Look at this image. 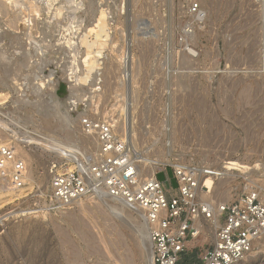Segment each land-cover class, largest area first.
Segmentation results:
<instances>
[{
	"label": "rangeland",
	"instance_id": "374dc122",
	"mask_svg": "<svg viewBox=\"0 0 264 264\" xmlns=\"http://www.w3.org/2000/svg\"><path fill=\"white\" fill-rule=\"evenodd\" d=\"M67 1L31 14L25 3L0 0V92L6 94L0 144L27 150L32 182L28 191L15 190V198L0 185L13 196L0 204V264H148L136 206L94 194L62 210L21 215L44 204L50 163L77 165L52 137L74 143L77 159L95 149L91 138H81L78 122H70L77 116L66 105V73L77 63L70 55L81 65L85 51L64 39L72 37L68 26L80 21L72 11L88 25L91 9L105 10L107 42L92 68L105 73L99 112L118 122L139 161L165 163L157 179L172 187L167 197L178 192L172 165L214 169L235 161L247 167L225 170L226 181L216 178L210 196L199 201L228 202L249 190L264 201V0ZM193 2L197 12L190 10ZM57 5L61 13L51 15ZM123 69L131 75H120ZM53 99L67 124H58ZM209 226L208 235L187 242L178 264L186 257L201 264L215 229ZM238 264H264V244Z\"/></svg>",
	"mask_w": 264,
	"mask_h": 264
},
{
	"label": "built area",
	"instance_id": "2783aa9c",
	"mask_svg": "<svg viewBox=\"0 0 264 264\" xmlns=\"http://www.w3.org/2000/svg\"><path fill=\"white\" fill-rule=\"evenodd\" d=\"M27 1L41 4L47 0ZM190 10L197 12L198 4L191 3ZM72 15H77L80 21L68 26L72 37L64 39H69L72 49L77 51L87 23L80 13L72 11ZM70 57L77 63H72L66 73L70 91L67 109L70 114H76L81 134L91 138L96 150L89 148L72 169L50 163L46 203L33 205L30 214H37L42 209L62 210L69 203L94 194L136 206L145 212L150 227L152 264H178L187 242L199 235L195 221H210L215 214L218 225L210 245L200 256L201 264H236L247 258L259 244H264V201L256 190H249L228 202L199 201L196 192L199 179L201 175L208 176L213 172L206 167L177 164L171 169L178 192L167 197L165 186L157 179L158 171H165L166 166L153 176L140 175V161L125 132L119 130L118 122L112 117L100 115L104 70L94 68L82 86L75 77L83 75L85 67L79 65V56ZM120 75L128 76L131 72L123 69ZM88 83L93 84L91 88ZM79 89L83 92L78 93ZM27 176L26 162L14 144L1 145L0 185L18 190L24 187Z\"/></svg>",
	"mask_w": 264,
	"mask_h": 264
},
{
	"label": "bare ground",
	"instance_id": "6f19581e",
	"mask_svg": "<svg viewBox=\"0 0 264 264\" xmlns=\"http://www.w3.org/2000/svg\"><path fill=\"white\" fill-rule=\"evenodd\" d=\"M15 2H22V3H25L27 4L26 6H28V9H29V12L32 14V13H38L40 10H42V8L44 6L47 7V9L50 7L53 6L54 4V1L55 0H47L45 3H41V4H34V3H31L30 1H27V0H13ZM68 1H71V0H68ZM67 1V3H68ZM91 1V0H89ZM9 2V1H8ZM88 2V0H87ZM22 3H19V4H22ZM73 3V1H72ZM71 3V4H72ZM75 3V1H74ZM92 3V2H91ZM90 3V4H91ZM4 4V3H3ZM77 5H80L82 4L81 1L80 2H76ZM52 5V6H51ZM70 5V4H69ZM2 7V6H1ZM45 7V8H46ZM27 8V7H26ZM48 9V11H49ZM53 9V8H52ZM90 9V8H89ZM61 10V5H57L54 7L53 9V13L55 16H57ZM74 10V9H73ZM3 11V10H2ZM43 11V10H42ZM92 11V22L89 23L88 25H86L85 27V30L84 32L82 33V35L80 36V45H83L85 47V51L81 54V60H82V64L85 66V72L83 75H78L75 77L76 81L78 82V84H81L82 86L85 85V84H82V82H86L87 81V78L88 76L90 75L91 71L93 70V66L96 65V62H97V57L96 55H99L100 51L102 50L101 48L104 47L103 45H105V39H106V32H105V27H106V18H105V10L103 8H97V7H94L93 10L91 9ZM44 12V11H43ZM86 13V12H85ZM88 13V12H87ZM4 14V13H3ZM29 15V14H28ZM53 17V16H52ZM18 18V17H17ZM76 18V17H75ZM28 22V21H27ZM11 24V23H10ZM10 27H13L10 26ZM91 35V36H90ZM91 38H90V37ZM108 36V35H107ZM67 43L69 44V46H71L70 44V40L68 39L67 40ZM49 75H54L53 72L51 71ZM52 79L50 80H47V81H51ZM81 82V83H80ZM42 84V83H40ZM43 85V84H42ZM93 84H89V87L91 88ZM39 86V85H38ZM72 91V89H71ZM5 93L3 92H0V99L4 98L5 97ZM55 97V96H54ZM57 101L58 100H55L53 99V102H54V106H53V112L54 114H59L61 112H59V107L57 106ZM59 110V111H58ZM65 111H62L61 114H59V116L61 117V121H58V124L59 122L61 123L62 120L64 121L65 120V123H66V120H67V116L65 115L64 113ZM69 113V112H68ZM56 117V116H55ZM72 119V120H71ZM74 119V121H73ZM70 122L74 123L76 122L77 123V119L76 117L75 118H71L70 117ZM67 124V123H66ZM70 124V123H68ZM73 125V124H72ZM69 125H67L68 127ZM71 126V125H70ZM70 128V127H69ZM77 130V129H76ZM79 130V129H78ZM70 134V136L74 135L72 131H69L68 132ZM81 133V132H80ZM43 136V135H42ZM80 136V135H79ZM81 138H84L86 140H88V138H85V137H81ZM42 139V138H41ZM40 139V142L42 141ZM47 139V138H45ZM44 139V140H45ZM38 140V139H37ZM44 140H43V143H44ZM48 140V139H47ZM67 140V139H66ZM39 141V140H38ZM51 141V144L54 145L57 149H60L62 151V149H66L65 150V157L67 160L71 161V162H78V159L76 158L77 157V154H75V152L77 151L78 152V147L76 145H74V143H70V142H64L62 140H60L59 138H55V137H52L50 139ZM74 141V140H73ZM39 142V143H40ZM49 140L47 141V144H48ZM50 143V142H49ZM4 142H1L0 146L3 145ZM42 144V143H41ZM46 144V143H45ZM16 150H19L23 157V159L25 160L26 164L30 165L29 164V159H28V154H27V150L24 149V147L20 148L18 147L16 144H14ZM44 146V145H43ZM46 146V145H45ZM50 146V145H49ZM42 148V147H41ZM96 150V147L94 149V151ZM71 165V164H70ZM174 165H177V164H174ZM28 167V166H27ZM73 167V165H72ZM72 167L70 166L69 169H72ZM165 167V163H162L161 166H153L152 165V161L151 160H148L146 158H142L140 160V162H138V168H139V173L140 175L142 176H153L155 174L156 171L160 170V169H163ZM247 166L246 165H242L238 162H235V161H228V163L222 167V168H212L210 169L213 174L212 175H208V176H204V175H201L200 179H199V182H198V186H197V195H201L202 197L204 198H207L210 196V194L212 193L214 187H215V179L216 178H219V179H227V177L223 176L224 175H228L227 172H225V170H231V169H237V170H240L241 168H246ZM248 169V168H247ZM29 173H28V176L26 178V183L24 185V187H22L23 191L24 190H27L29 189L28 186L32 183L31 182V170H30V166H29ZM223 176V177H221ZM229 176V175H228ZM221 177V178H220ZM33 181V180H32ZM226 181V180H225ZM27 186V189H25V187ZM48 187H49V184H48ZM5 188V187H4ZM3 188V189H4ZM31 188V186H30ZM2 189V188H1ZM8 189V188H7ZM6 189V190H7ZM22 189H19L18 191H21ZM228 189V188H227ZM230 189V188H229ZM228 190H225V193ZM5 190V191H6ZM13 190V189H12ZM2 191V190H1ZM28 191V190H27ZM3 192V191H2ZM11 193V195L14 196H17L14 192L15 190L13 191H9ZM224 192V191H223ZM17 193V192H16ZM19 193V192H18ZM17 193V194H18ZM21 193V192H20ZM7 191H6V194H3L0 192V204H2L3 202H5L6 200H10V199H13L11 195H7ZM24 193H22L23 195ZM229 192H227V196H228ZM7 195V196H6ZM9 196V197H8ZM91 195H88L86 196L85 198L89 197ZM97 196H100V197H107L109 198L108 196H102V195H98ZM200 196V197H201ZM8 197V198H6ZM19 197V196H17ZM113 199V198H111ZM44 202H45V199H43ZM80 200L82 199H79V200H76L74 202H71L69 203L70 204H73L75 202H79ZM92 200V199H91ZM46 203V202H45ZM81 203V202H80ZM83 203V201H82ZM81 203V204H82ZM123 204H125L126 206H132V205H129L125 202H122ZM84 205V204H83ZM82 206V205H81ZM83 207V206H82ZM31 207H28V208H25V209H22V214L21 215H25V214H30L31 212ZM84 210V209H83ZM142 210V209H141ZM141 217H142V220H143V223H142V226H143V230L142 232L144 233V235L146 234V240L145 242L142 244L143 245V249L146 250V254H147V262L148 264H152V241H151V238H150V227L146 221V218H145V212L142 210V214H141ZM210 222V223H209ZM209 224H212L213 227L215 228L217 225H218V218H217V214L214 215L213 219L210 220V221H202L200 222V220L198 221H195V225L196 227L199 229V233L202 232L205 236L208 235V230H209ZM211 228V227H210ZM246 259V258H245ZM244 259V260H245ZM243 261V260H242ZM240 261V262H242ZM239 263V262H238ZM236 263V264H238Z\"/></svg>",
	"mask_w": 264,
	"mask_h": 264
},
{
	"label": "trees",
	"instance_id": "16d2710c",
	"mask_svg": "<svg viewBox=\"0 0 264 264\" xmlns=\"http://www.w3.org/2000/svg\"><path fill=\"white\" fill-rule=\"evenodd\" d=\"M181 264H199V262H196L194 257H186L184 260L181 262Z\"/></svg>",
	"mask_w": 264,
	"mask_h": 264
},
{
	"label": "crops",
	"instance_id": "0c3cea01",
	"mask_svg": "<svg viewBox=\"0 0 264 264\" xmlns=\"http://www.w3.org/2000/svg\"><path fill=\"white\" fill-rule=\"evenodd\" d=\"M165 189H166V192H167V190H170V189H172V187L168 188V187H166V186H165Z\"/></svg>",
	"mask_w": 264,
	"mask_h": 264
}]
</instances>
